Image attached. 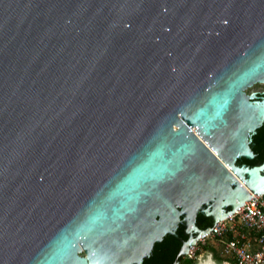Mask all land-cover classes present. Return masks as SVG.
<instances>
[{"label":"water","instance_id":"95a60500","mask_svg":"<svg viewBox=\"0 0 264 264\" xmlns=\"http://www.w3.org/2000/svg\"><path fill=\"white\" fill-rule=\"evenodd\" d=\"M263 83L264 0H0V264H141L179 225L183 258L264 191Z\"/></svg>","mask_w":264,"mask_h":264},{"label":"built area","instance_id":"2783aa9c","mask_svg":"<svg viewBox=\"0 0 264 264\" xmlns=\"http://www.w3.org/2000/svg\"><path fill=\"white\" fill-rule=\"evenodd\" d=\"M220 246L221 264H264V191L192 245L186 259H195L198 247Z\"/></svg>","mask_w":264,"mask_h":264},{"label":"trees","instance_id":"16d2710c","mask_svg":"<svg viewBox=\"0 0 264 264\" xmlns=\"http://www.w3.org/2000/svg\"><path fill=\"white\" fill-rule=\"evenodd\" d=\"M252 140L253 142L250 148L254 154V158L251 160H244V163L248 167L264 164V123L253 135ZM197 220L203 223L199 226L202 230L212 226L211 219L204 218L201 214H198ZM177 236L178 238L166 235L160 243L154 244L152 255L146 259L144 264H174L175 262L179 264H194L195 259H186L184 257L177 259V254L181 248L180 239L185 241V236L182 235L181 227L177 230ZM216 261L221 263L222 259L217 256Z\"/></svg>","mask_w":264,"mask_h":264},{"label":"rangeland","instance_id":"374dc122","mask_svg":"<svg viewBox=\"0 0 264 264\" xmlns=\"http://www.w3.org/2000/svg\"><path fill=\"white\" fill-rule=\"evenodd\" d=\"M246 93L248 95L252 93H260V94L264 93V83L256 84L252 86L251 88L246 90ZM219 251H220V246L218 244H215L214 246H211L209 244L205 246L200 245L196 252V258L194 264H221L216 261L217 256L221 258Z\"/></svg>","mask_w":264,"mask_h":264},{"label":"flooded vegetation","instance_id":"af4514ba","mask_svg":"<svg viewBox=\"0 0 264 264\" xmlns=\"http://www.w3.org/2000/svg\"><path fill=\"white\" fill-rule=\"evenodd\" d=\"M255 95H257V96H259L260 98H264V95L263 94H260V93H254ZM253 137V136H252ZM252 137H250V139H249V147H250V145L252 144V142H253V140H252ZM251 149V148H250ZM252 151V150H251ZM253 153V152H252ZM244 158H238L236 161H235V165L237 166V167H240V168H244V167H248L245 163H244ZM197 217H198V214H197V216H196V220H195V225L199 228V226H201L203 223L202 222H200V221H198L197 220ZM207 219H210V218H207ZM182 228V235H183V232H184V228H183V226L182 225H179L178 226V228H177V230L179 229V228ZM200 229V228H199ZM177 230H176V234H177ZM200 230H202V229H200ZM206 230V229H205ZM193 237H195V236H193ZM187 240V237H185V241ZM152 251H153V249H152ZM152 251H151V253H150V255L146 258H144L143 260H142V263L141 264H144L145 262H146V259H148L151 255H152Z\"/></svg>","mask_w":264,"mask_h":264}]
</instances>
